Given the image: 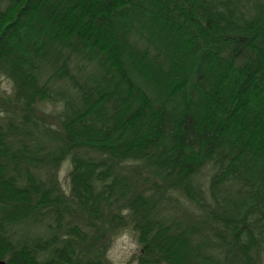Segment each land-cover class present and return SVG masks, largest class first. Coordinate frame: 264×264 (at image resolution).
<instances>
[{"label":"trees","instance_id":"16d2710c","mask_svg":"<svg viewBox=\"0 0 264 264\" xmlns=\"http://www.w3.org/2000/svg\"><path fill=\"white\" fill-rule=\"evenodd\" d=\"M123 232L133 264L264 263V0H0V260Z\"/></svg>","mask_w":264,"mask_h":264},{"label":"rangeland","instance_id":"374dc122","mask_svg":"<svg viewBox=\"0 0 264 264\" xmlns=\"http://www.w3.org/2000/svg\"><path fill=\"white\" fill-rule=\"evenodd\" d=\"M69 170L70 165L69 162L66 161L59 171L60 185L66 191L69 184ZM138 250V244L133 235L130 232H123L114 239L107 252V256L112 264H133V258L136 257Z\"/></svg>","mask_w":264,"mask_h":264},{"label":"water","instance_id":"95a60500","mask_svg":"<svg viewBox=\"0 0 264 264\" xmlns=\"http://www.w3.org/2000/svg\"><path fill=\"white\" fill-rule=\"evenodd\" d=\"M0 264H6V263H5L4 261H1V260H0Z\"/></svg>","mask_w":264,"mask_h":264}]
</instances>
